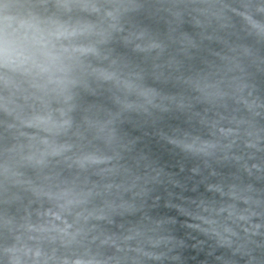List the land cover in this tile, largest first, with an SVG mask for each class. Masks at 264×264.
<instances>
[{
  "label": "clouds",
  "instance_id": "clouds-1",
  "mask_svg": "<svg viewBox=\"0 0 264 264\" xmlns=\"http://www.w3.org/2000/svg\"><path fill=\"white\" fill-rule=\"evenodd\" d=\"M58 6L68 14V19H44L33 13H21L17 5L0 4V86L6 95H0V108L10 114L21 107V102L41 99L52 93L58 94V87L65 83L63 75L70 71L69 62L72 53L81 55L95 53L91 44L80 43L71 47L60 46L61 40L88 39L105 33L102 23L90 17L99 16L101 21L114 20L115 13L91 0H58ZM77 13L73 19L72 14ZM253 27L260 25L251 21ZM112 25H109L111 27ZM264 30V29H262ZM31 90V91H30ZM41 95H37V94ZM63 115V113H61ZM22 123L27 127H34L46 134H53L63 128L67 121L57 122L53 118V111L49 109L43 113L34 112ZM43 149L23 157V160L34 166H46V158L56 157L69 151L67 145L53 146L47 136L40 139ZM99 162L95 156L83 155L76 163L83 167L86 163ZM50 200L55 201L58 211L49 210V226L52 230L67 234L72 227L68 223L65 213L71 214L74 207L86 202V195L78 193L72 188H62L59 191L43 192ZM82 213L77 212L80 217ZM87 219V217H85ZM56 222L64 226L61 228ZM42 226L39 231H48ZM39 257L40 253H34ZM19 264V260L14 261ZM67 264V262H65ZM72 264H99L98 261L75 259Z\"/></svg>",
  "mask_w": 264,
  "mask_h": 264
},
{
  "label": "water",
  "instance_id": "water-1",
  "mask_svg": "<svg viewBox=\"0 0 264 264\" xmlns=\"http://www.w3.org/2000/svg\"><path fill=\"white\" fill-rule=\"evenodd\" d=\"M247 264H264V234L252 253Z\"/></svg>",
  "mask_w": 264,
  "mask_h": 264
}]
</instances>
